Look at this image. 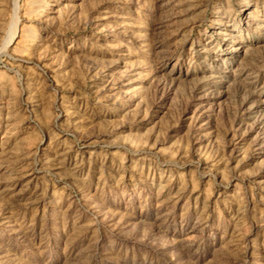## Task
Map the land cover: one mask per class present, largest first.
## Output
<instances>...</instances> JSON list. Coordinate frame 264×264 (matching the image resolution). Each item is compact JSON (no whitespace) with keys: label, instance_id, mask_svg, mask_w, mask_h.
I'll return each mask as SVG.
<instances>
[{"label":"rangeland","instance_id":"374dc122","mask_svg":"<svg viewBox=\"0 0 264 264\" xmlns=\"http://www.w3.org/2000/svg\"><path fill=\"white\" fill-rule=\"evenodd\" d=\"M0 264H264V0H0Z\"/></svg>","mask_w":264,"mask_h":264},{"label":"bare ground","instance_id":"6f19581e","mask_svg":"<svg viewBox=\"0 0 264 264\" xmlns=\"http://www.w3.org/2000/svg\"><path fill=\"white\" fill-rule=\"evenodd\" d=\"M218 34H219V32H218Z\"/></svg>","mask_w":264,"mask_h":264}]
</instances>
